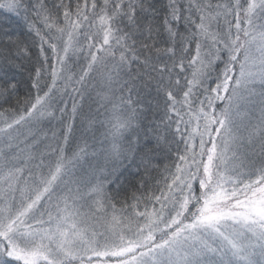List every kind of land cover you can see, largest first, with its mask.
<instances>
[{
    "label": "snow or ice",
    "instance_id": "1",
    "mask_svg": "<svg viewBox=\"0 0 264 264\" xmlns=\"http://www.w3.org/2000/svg\"><path fill=\"white\" fill-rule=\"evenodd\" d=\"M0 264H264V0H0Z\"/></svg>",
    "mask_w": 264,
    "mask_h": 264
}]
</instances>
